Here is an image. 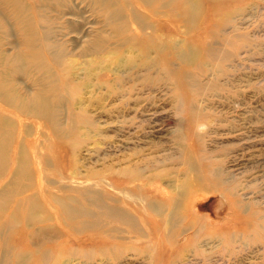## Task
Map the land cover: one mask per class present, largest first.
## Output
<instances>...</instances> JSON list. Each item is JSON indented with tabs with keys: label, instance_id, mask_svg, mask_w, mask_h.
I'll list each match as a JSON object with an SVG mask.
<instances>
[{
	"label": "rangeland",
	"instance_id": "374dc122",
	"mask_svg": "<svg viewBox=\"0 0 264 264\" xmlns=\"http://www.w3.org/2000/svg\"><path fill=\"white\" fill-rule=\"evenodd\" d=\"M204 7L218 14L205 16L187 40L200 51L191 65L157 55L152 44L145 50L144 40L108 38L94 50L83 34L100 25L86 17L82 34L66 29L61 61L44 50L50 71L30 75L55 86L53 117L0 102V115L14 122L0 190L21 148L33 175L31 188L0 212V264H18L21 255L32 256L29 264H264V0L205 1ZM223 15L231 19L219 24ZM168 27L178 31V41L185 38L183 23ZM4 48L14 52L12 45ZM17 81L37 91L32 79ZM71 187L99 191L108 205L121 198L148 229L139 235L110 219L73 229L48 193L100 210L88 201L90 192ZM121 189L162 202L180 198L187 208L174 228H166L142 202L123 198ZM35 193L44 217L27 227L24 201Z\"/></svg>",
	"mask_w": 264,
	"mask_h": 264
},
{
	"label": "bare ground",
	"instance_id": "6f19581e",
	"mask_svg": "<svg viewBox=\"0 0 264 264\" xmlns=\"http://www.w3.org/2000/svg\"><path fill=\"white\" fill-rule=\"evenodd\" d=\"M205 1L220 6L222 0H0V102L24 114L53 117V112L58 111V107L52 102L56 89L52 82L49 83L48 77L43 76L50 71V68L42 59V52L48 51L59 63L66 54V48L62 42V39L70 33L66 29L79 30L76 33L82 34L81 29L87 23L84 21L86 17L94 18L100 25L91 33L83 34L90 38V46L94 50L102 49L108 38L121 39V41L144 40L146 41L145 50L152 44L155 46L157 55L173 54L183 64L191 65L199 58L200 51L187 45V40L194 39L196 28L202 29L205 16L214 17V14H218V10L212 7L208 11L205 10ZM74 16L81 18L82 21H73L71 18ZM162 17L167 18L166 24L162 22ZM229 18V15L219 17V24H224ZM174 23H183L186 29L183 32L184 39L178 41L176 39L179 35L178 31L170 27L166 28L168 24ZM204 33L205 37L210 34L207 30ZM9 38L17 41L9 42ZM6 45L13 46L14 52L10 55H8L9 50L4 48ZM33 71L44 73L43 77L38 80L31 78ZM18 76L32 79L38 86L37 91L31 92L28 88H22L17 81ZM13 128V120L0 115V177L7 170L13 143ZM16 163L11 179L0 190V212L5 209V204L14 195H21L32 186L33 175L28 173L29 160L24 148H21L18 153ZM135 180L137 179L132 178L130 181ZM57 184L59 185L60 182ZM108 185L111 186V184ZM60 187L62 190L70 189V186L66 185ZM136 188L142 189V186H136ZM75 189L84 190V194L90 192L91 198L88 201L100 212L80 204L73 196L64 197L48 193L52 202L59 206L65 219L70 221L73 229L82 231L105 226L106 219L116 220L139 235L148 229L137 212L133 213L120 205L121 198L113 197L114 204L108 205L104 195L99 191L91 192L85 187ZM176 190L174 187L173 192ZM43 191H45L44 188ZM121 193L123 198H133L142 202V209L145 212L148 211L160 217L165 227L170 226V229L180 222L181 211L187 208L183 199L176 197L169 198L168 202H162L150 200L141 195L135 196L131 190L121 189ZM38 195L40 194L35 193L25 198L28 213L27 227H31L33 223L37 224L44 217ZM179 195L183 198L186 195V189H183ZM12 218L16 222L13 228H17L20 225L17 215L13 214ZM85 218L87 220H81ZM118 229H121L120 226L111 227L110 231H119ZM30 258L21 255L18 264H29Z\"/></svg>",
	"mask_w": 264,
	"mask_h": 264
}]
</instances>
